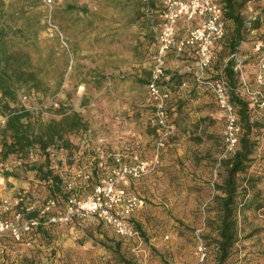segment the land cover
I'll use <instances>...</instances> for the list:
<instances>
[{"label": "rangeland", "instance_id": "1", "mask_svg": "<svg viewBox=\"0 0 264 264\" xmlns=\"http://www.w3.org/2000/svg\"><path fill=\"white\" fill-rule=\"evenodd\" d=\"M3 1L10 5L3 7L0 19L14 28L22 29V33L15 37V42L27 45L26 49L31 53L32 62L38 68L41 79L40 89H22L18 97L19 104L30 101L31 107L38 112L33 114L34 117L38 115L41 121V117L46 115L49 116L47 119L52 120L58 117L59 109L63 107L75 109V90L81 83L85 84V91L90 95L101 94L97 96L98 111L100 98L110 94L113 106L106 109L105 115L116 125L129 128L124 129L129 136V143L141 158L150 160L155 165L131 182V189L145 199V205L128 219L136 229L135 236L121 237L110 225L95 217L74 218L67 223H47L49 216L64 210L68 203L63 199L64 196L58 192L53 199L49 194L32 199L22 192L17 198L22 196L23 200L19 205L14 204L18 206L17 211L8 219L16 220L17 212L20 213L18 222L37 217L41 221L38 225L40 228H34L31 232L32 242L27 248L30 257L12 260L5 254V250H13L11 245L15 246L14 249H20V245L24 243L12 238L9 243H1L5 247H0V250L3 249L0 264H215V254L211 247L205 246L207 240L203 239L205 235H209L208 223L215 217V212L209 209L214 205V184L220 170V161L225 156V119L213 94L205 87L197 86L194 98L189 92L192 84L188 82L175 91L170 89V100L166 105L167 117L175 129L165 144L157 149L153 112L146 85L154 64L159 31H152L149 37L146 32H141L144 30L138 34L132 28L134 31L129 32L127 19L106 11L108 5H112L108 0H53L51 5H47L45 0ZM7 7L9 8L6 9ZM96 8L98 10L93 12ZM242 14L244 21H247L248 16H255L253 21L259 25L245 34V40L251 44L255 39H264V0H247ZM180 21H185L182 24L184 26ZM49 22L57 27L58 33H52L48 29ZM187 25L191 27L186 19L179 20L177 40L185 34ZM153 27L158 28L156 21ZM80 45H122V48L115 50L121 56L116 60H122L121 67L128 64L124 57L125 54L128 55V50L133 49L128 45H146L140 78L131 81V85L124 74L115 72L122 71L115 67L105 75L99 74L98 80L88 79L90 76L87 74L86 80L80 83L74 59L90 60L93 55L89 48H81ZM176 50L174 45L165 55V75L170 77L171 73L179 72L193 73L196 77L200 74L196 61L182 57ZM230 54L225 51L220 64L225 63ZM214 61H217L215 57L211 66ZM247 62L251 63L248 64V69L239 65L237 70L241 74V80L245 77L244 73L250 71L246 79L253 81L256 61L250 57ZM203 75L208 77L211 74L205 69ZM254 84L251 82L249 87L258 89ZM23 94L29 96L26 102L20 99ZM129 94L131 96L127 97ZM177 100L183 101L180 107H177ZM51 101L57 105H52ZM63 102H68V105L62 104ZM58 105L62 107L58 108ZM123 105L133 107V111H141L140 117L143 119H140L139 126L136 123L129 126L130 116L126 114L128 111L123 112ZM173 108L176 112H172ZM1 115L0 113V117ZM89 115L94 118V114ZM103 115L101 114V118ZM37 119L36 116L35 128L43 130L41 124L37 125ZM98 119L97 114L96 122H99ZM106 138L111 140L110 136ZM34 154L29 158L32 159ZM255 157L249 169L251 172L263 169L260 159H264V135L260 136V146ZM96 182L94 179L82 182L87 192L78 197L91 193L90 186ZM258 187L262 189L264 199V183ZM247 215V221L242 223L239 232L241 241L237 242V249L227 264H264V209L251 210ZM37 235L54 240L52 243L51 240L48 242L53 247L49 250L52 252L51 260L50 256L43 254L46 250L41 243H33V238ZM200 245L205 250L202 260ZM61 251L66 252L65 258L57 256Z\"/></svg>", "mask_w": 264, "mask_h": 264}, {"label": "trees", "instance_id": "2", "mask_svg": "<svg viewBox=\"0 0 264 264\" xmlns=\"http://www.w3.org/2000/svg\"><path fill=\"white\" fill-rule=\"evenodd\" d=\"M246 2L247 0H219L223 9L225 30L226 21H232L235 25L234 34L229 36V45H218L224 36L213 44L212 49L217 61L206 68L211 74L208 78L212 79L222 74L227 79L229 100L233 104L237 123L240 126L236 150L232 155L220 161V170L214 184L216 190L213 195L214 205L209 209L215 212V217L208 223L209 235L203 237L207 240L205 246L211 247L215 254V264H227L233 256L237 249V242L241 241L239 232L242 229V223L247 221V212L264 209L262 189L258 187L264 183V159H260L263 168L261 171H249L256 159L255 154L260 146V136L264 135V120L260 117L263 109L257 106L258 97L252 100L245 93L243 81L240 79L241 74L234 68L235 59L230 57L225 63L220 64L225 51L233 53L238 50V44L245 39V31L259 27L256 21L245 24L242 10ZM9 5L10 3L5 4L3 0H0V12L4 10V6ZM188 22L191 27L197 25V20ZM19 33H22L21 28H14L10 23L0 19V113L6 117L5 123L0 125V162H5L11 154L21 160H28L30 153H34V150L43 152L55 138L65 141L63 131H71L75 126L81 125V119L76 115H66L62 119L63 128L55 120L51 121L44 130L35 128L33 113L28 111L23 103L19 104L18 97L22 89H40L41 79L38 68L32 62L31 53L26 49L27 45L15 42V37ZM188 49L187 57L195 60L196 55L193 49ZM251 59L256 61L257 54ZM243 63L241 61L240 66ZM255 65L253 81L242 77L247 84L255 82L257 71ZM240 70L244 72L241 67ZM163 82L170 87L168 89L171 91L177 90L186 82L192 84L189 92L194 98L197 94V86L209 90L203 83H197L193 73L173 72L169 79ZM176 104L180 107L183 101L177 100ZM172 112H176V109L173 108ZM37 174L40 179L50 178L52 180L53 188L50 189V196L55 198L61 191L58 186L60 182L58 175L53 174L50 169L43 171L40 168H37Z\"/></svg>", "mask_w": 264, "mask_h": 264}, {"label": "crops", "instance_id": "3", "mask_svg": "<svg viewBox=\"0 0 264 264\" xmlns=\"http://www.w3.org/2000/svg\"><path fill=\"white\" fill-rule=\"evenodd\" d=\"M95 1L99 2L100 0ZM107 2L112 4L108 5L106 9L107 12L113 13V16L121 15L129 21L127 24L129 32L134 31L132 28H134L138 34L139 31L144 30L141 32H146V36L149 37V34L153 32L157 33L160 30L162 23L159 16L160 0H108ZM96 10H98V8L93 9V12H96ZM155 21L158 24L157 29L156 27H153ZM180 22L182 25L185 21ZM188 23L190 24V22ZM181 25L180 27L184 26ZM234 26L235 25L232 21H226L225 35L223 39L218 42V45H229V36L234 34ZM189 28L190 27L187 25L186 31ZM177 29H179V27ZM252 31L253 29H249L245 31V34ZM226 38H228V40H226ZM257 40L259 39H255L251 44L245 39L241 40L238 44V50L231 53L230 57L232 54H236L239 60L244 62L242 64L243 68L248 69V66H250L248 64H251L247 62L248 58L257 54L253 48V45ZM128 46L133 49L128 50V55L125 54L124 58H126L125 61L128 64L121 67L122 60L120 62L116 61L119 60L121 56H118V54L115 53V50L122 48V45H80L81 48H89V51L93 54L89 58L90 60L79 58L74 59V68L75 72H77L80 83L86 80L87 74L90 76L88 79L94 80L96 78V80H98L101 74L105 75L106 72L114 70L116 67L117 69L120 68L122 71L116 70L115 72H121L124 74L125 78H127L132 85L131 81L140 78L139 73L142 70L141 66H143L144 59L142 55L145 53L144 48L147 46ZM175 52L179 53V55L184 58H188V48L180 51L176 50ZM249 74L250 71H248V73L245 72L244 78H248ZM254 85L258 86L257 84ZM85 90L86 87L84 83L79 84L77 90H75V109L72 107L69 109L63 107L62 109H59L58 117H55L52 120L47 119L49 116L45 115L44 117H41L40 121L39 116L36 115L38 118L37 125L41 124L40 126L43 130L53 120L58 121L60 127L63 128L64 124L62 119L66 115H76V117L80 118V126H75L71 131H63V138L65 141H62L60 138H55L47 145L45 150H43L44 153L40 150H34L35 154L32 159L28 158V160H21L14 154H11L5 162H0L1 217L11 218V216L14 215V212L17 211L18 208V206L16 207L14 205V200L22 192L26 193L27 198L32 199H36L45 194H49L48 196H50V189L53 188V182L50 178L40 179L37 174V168L43 169V171L50 169L53 174L58 175L60 178L58 186L61 189L59 193H61L64 196L63 199L68 202L72 197H78L82 193L87 192V189L83 188L82 182H91V179H94L96 182V178L98 179L101 176H107L111 169L118 164L130 163L132 162L134 155L140 156L137 150L133 148L131 142L129 143V136L124 132V129L127 130L129 128H123V125H116L112 119L105 115V112L107 111L106 109L112 108L113 106V100L110 98V94H105L106 96L100 98L99 111L101 113H99L96 103L97 99H99L97 96H100L101 94L90 95V93ZM126 96L130 97L131 94ZM24 104L28 111L33 114L38 113L36 108L31 107L32 105H30V101ZM62 104L68 105V102H63ZM61 107L62 105H58V108ZM125 111H128L126 114L130 116L128 118L130 120L128 123L130 124L129 126L132 127L135 123L139 126L140 119H143V117H140L141 111L136 112L133 111V107H126L123 105V112ZM89 113L94 114V118L89 115ZM97 114L99 115V122H96ZM101 114H104L103 118H101ZM36 116L33 118H36ZM103 135L106 137L110 136L111 140L108 141L109 139ZM100 139L103 141L101 142ZM131 182L128 185L129 189H131ZM93 186L94 184L90 186L91 190ZM50 198L52 197L50 196ZM10 238L11 237L8 235L1 236L0 247H5V245L2 246L1 243L11 242L12 240ZM50 240L51 239L48 237H39V235H37V237L35 236L33 238V243H41L42 247L46 250L43 251V254L50 256L52 252L49 250L53 248L52 244L48 243ZM65 240L68 241V238ZM50 242L52 243L54 240H51ZM30 246L31 244L29 246L23 244L20 245V249H14L15 246L11 245L13 250H5V254L12 260H14V258H27V256L30 257V252L27 249ZM2 252L3 249L0 250V257L3 258ZM66 255L67 254L64 251L57 253V256H60L61 258H65ZM49 259L51 260L52 257L50 256Z\"/></svg>", "mask_w": 264, "mask_h": 264}, {"label": "built area", "instance_id": "4", "mask_svg": "<svg viewBox=\"0 0 264 264\" xmlns=\"http://www.w3.org/2000/svg\"><path fill=\"white\" fill-rule=\"evenodd\" d=\"M52 1L45 0V3L51 5ZM159 16L162 23L157 36L154 64L146 85L153 112L152 122L156 130V148H161L175 129L166 112L170 90L165 84H162V81L169 79V76L164 73L165 55L171 47L176 45L178 51L185 48L193 49L196 55V65L201 71L196 76V80L209 89L223 112L225 119L224 157H226L227 153L235 151L237 136L240 131L235 109L228 96L229 85L222 74L212 79L203 75V70L214 59L213 44L225 34V20L221 4L219 0H160ZM180 19L197 20V25L190 27L177 40L176 32ZM254 19L255 16H248L247 21L244 22L248 25ZM48 29L52 33L59 32L57 27L50 22ZM253 48L258 56L255 75V84L258 85V89H251L249 84L242 79L243 89L252 100H256L258 97L257 106L263 109L260 117L264 120V39L257 40ZM231 57L236 61L234 68L237 70L241 61L236 54H232ZM20 99L22 102H26L29 96L23 94ZM51 103L57 105L55 102L51 101ZM5 120L6 117L1 115V125L5 123ZM100 141L103 140L100 139ZM32 154L30 153V156ZM154 165V162L134 155L132 162L120 163L113 167L107 176L99 177L91 193L84 197L69 199L64 210L49 216L47 223H67L74 218L95 217L110 225L121 237L135 236L137 234L136 229L128 219L136 210L145 205V199L129 189L128 185L132 180L147 173ZM22 200V196L18 197L14 204L19 205ZM19 218V212L16 213V220L0 216V237L9 235L14 241H21L29 246L31 244V232L41 221L37 217H29L18 222ZM199 251L202 260L205 257V250L202 245H200Z\"/></svg>", "mask_w": 264, "mask_h": 264}]
</instances>
